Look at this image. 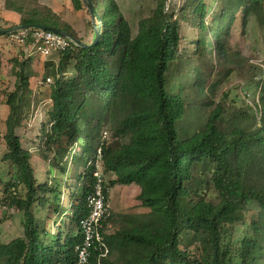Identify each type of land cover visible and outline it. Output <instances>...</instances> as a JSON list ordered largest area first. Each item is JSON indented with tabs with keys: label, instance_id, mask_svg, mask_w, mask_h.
I'll use <instances>...</instances> for the list:
<instances>
[{
	"label": "trees",
	"instance_id": "trees-1",
	"mask_svg": "<svg viewBox=\"0 0 264 264\" xmlns=\"http://www.w3.org/2000/svg\"><path fill=\"white\" fill-rule=\"evenodd\" d=\"M72 1L90 14L82 0ZM148 1L150 11L135 32L117 0H93L99 40L55 52L58 59L46 63L37 89L31 84L37 75L32 41L19 43L22 49L10 59L14 88L0 94L10 110L6 200L21 213L23 232L0 241V264H77L99 147L109 176L107 204L111 188L138 185L139 210L110 211L102 223L110 252L100 259L93 250L89 264H264V65L250 63L229 42L238 17L264 23V0H217L211 14L207 0H186L176 11L172 0ZM2 6L18 22L5 19L12 24L0 29L42 24L94 40L92 21L93 38L84 39L43 0H2ZM185 25L192 36L183 34ZM4 38L13 40L12 33L0 32ZM2 67L0 49V75ZM241 70L249 76L244 97L236 86L225 88ZM33 102L43 109L34 149H27L17 129ZM91 146L82 171V158L74 156L81 150L87 158ZM34 155L48 168L44 179L36 174Z\"/></svg>",
	"mask_w": 264,
	"mask_h": 264
},
{
	"label": "rangeland",
	"instance_id": "rangeland-1",
	"mask_svg": "<svg viewBox=\"0 0 264 264\" xmlns=\"http://www.w3.org/2000/svg\"><path fill=\"white\" fill-rule=\"evenodd\" d=\"M46 4L53 7L54 10L59 11L63 14V17L68 21L72 28L78 33L79 36L84 39L91 40L93 38V33L88 25V22L92 21V16L87 13L86 10H76L73 6L72 0H43ZM121 11L124 13L126 18L130 21L133 30L136 32L138 28V21L150 11V2L148 0H117ZM186 0H172L171 9L172 11L178 10V8L185 3ZM210 8V14L218 7L217 0H207ZM18 22V15L16 13L3 10L2 0H0V27L6 28L10 27L12 24L9 21ZM194 31L187 25L183 28V34L187 36H192ZM229 42L233 49L239 50L245 57H247L250 63L257 64L260 66L264 65V23H261L256 16H250L246 22L242 21V17H238L236 25L229 37ZM0 49L3 53V67L0 75V91L2 90H12L15 83V68L13 67L10 59L16 57L19 51L22 49L20 44L11 39H1ZM29 55L33 57V69L37 75H34L31 79V84L34 89L42 85V79L46 74V63L57 61L58 54L53 53L48 56L36 55L35 52L30 49ZM249 78L248 72L246 70H241L236 74L231 75L229 81L225 84V88L229 86H236L241 92V96L244 97L245 90L244 86L247 84V79ZM48 81V80H47ZM47 85H45L44 93H47ZM254 93L250 92L249 96L246 97L247 101L251 103ZM33 97H36V92H33ZM33 108L30 112L28 118H25L21 128L17 129L18 135L22 137L23 144L27 149H34L32 139L34 138L33 130L37 127V123L41 118L40 110L38 108V103L33 102ZM9 107L5 102V95L0 94V241L9 242L14 237L22 234V224H21V213L19 210L13 208L10 209L7 205L8 201L6 199L9 194L10 182L12 180V167L5 155L8 151V146L5 140L6 133V120L9 116ZM79 149V148H78ZM94 150V146L88 148L85 152L87 158H83L82 151L79 150L75 154V158L81 162V170L84 171L87 166L88 156ZM32 163L36 169V174L39 179L46 178L44 174L47 171V166L45 162L34 155L32 158ZM71 159H68V166H70ZM73 167V166H72ZM74 168V167H73ZM72 168V169H73ZM71 169V171H72ZM71 175V174H70ZM55 177H62L66 179L65 174L56 172ZM106 178L109 183V176L106 174ZM52 179L51 183L55 182ZM83 183V181H82ZM7 188V192H5ZM70 191L67 195H63L62 204L65 207L71 205L70 201ZM140 194V187L138 185H116L110 189L108 207L111 212L115 214L125 215L133 209H138L136 206L139 203L138 195ZM136 206V207H135ZM139 210V209H138ZM63 217H58L57 222L53 224V230L58 223H60ZM110 231L113 228H109Z\"/></svg>",
	"mask_w": 264,
	"mask_h": 264
},
{
	"label": "built area",
	"instance_id": "built-area-1",
	"mask_svg": "<svg viewBox=\"0 0 264 264\" xmlns=\"http://www.w3.org/2000/svg\"><path fill=\"white\" fill-rule=\"evenodd\" d=\"M12 39L20 44H26L31 39L33 50L44 56L51 55L68 47L71 42L64 36L51 30L42 28H23L12 33ZM50 82L51 79L48 78ZM107 134H104V139ZM96 184L95 190L88 199L89 214L80 222L84 242L78 246L77 264H89L93 250L100 251V259L106 257L110 248L105 240L109 230L102 229L103 221L110 215L105 193L107 179L103 169L102 147L98 148L97 157L94 162ZM99 259V261H100Z\"/></svg>",
	"mask_w": 264,
	"mask_h": 264
},
{
	"label": "water",
	"instance_id": "water-1",
	"mask_svg": "<svg viewBox=\"0 0 264 264\" xmlns=\"http://www.w3.org/2000/svg\"><path fill=\"white\" fill-rule=\"evenodd\" d=\"M82 1H83L84 5L87 7V9L90 11V15L92 16V23H93L94 34H95L94 40L92 43H87V42L75 37L71 33L67 32L65 30H62L60 28L49 27V26L42 25V24L16 25V26L9 28V29H0V32L8 34V33H13L14 31H16L18 29H23V28H42V29L51 30L55 33H58L64 37H66L71 43H75L76 45H79L82 47H90V46L94 45L100 38L101 28H102L101 17L97 11V8H96L93 0H82Z\"/></svg>",
	"mask_w": 264,
	"mask_h": 264
}]
</instances>
